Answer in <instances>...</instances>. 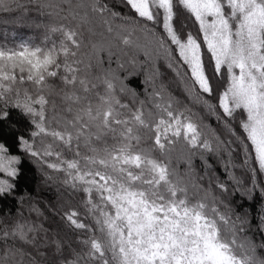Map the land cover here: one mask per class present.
Returning <instances> with one entry per match:
<instances>
[{"label":"snow or ice","instance_id":"obj_1","mask_svg":"<svg viewBox=\"0 0 264 264\" xmlns=\"http://www.w3.org/2000/svg\"><path fill=\"white\" fill-rule=\"evenodd\" d=\"M35 11L39 42H0V200L17 205L0 264H264V0ZM25 162L65 189L77 247L20 189Z\"/></svg>","mask_w":264,"mask_h":264},{"label":"trees","instance_id":"obj_2","mask_svg":"<svg viewBox=\"0 0 264 264\" xmlns=\"http://www.w3.org/2000/svg\"><path fill=\"white\" fill-rule=\"evenodd\" d=\"M16 2L29 6L30 11L27 15H25L21 11L15 9L9 12L0 10V42L7 41L8 43H12L14 40L18 41L20 39H33L35 42H39L44 29L42 27H36L33 21L37 19L46 21L49 18L46 14L45 16L41 17L39 13L35 11V0H16ZM113 3L118 7L119 0H113ZM140 59H143L142 54L140 55ZM113 66H115V62H113ZM161 70L164 72L163 79L165 81H168L173 77V74L170 71L165 70L163 66ZM131 82L133 85L137 83L135 79H133ZM171 90L177 94H179L180 91L176 83H172ZM209 122L213 125V127H218L217 121L214 117L210 118ZM196 163L199 164V160H197ZM181 167L183 166L181 165ZM24 168L30 179L26 182H21L20 189H26L28 193L36 198V203L48 217L47 220H43L41 217L45 227L49 229H61V235H67L72 246L77 247L75 235L79 233H74L71 229H68L62 223L60 216L57 215L53 210V206L58 202V197L66 195V191L63 186L55 180L44 183L41 173L34 165L25 162ZM237 174L241 175V171L237 170ZM239 199L240 197L237 196L236 200L239 201ZM258 203L259 200L257 199L249 206L253 207V210H255V206ZM16 207V202L13 200H0V215H3L6 210H10L14 213ZM23 211L25 214H27V208L23 209ZM32 216L35 218L34 213ZM256 239L259 242L260 237L256 236Z\"/></svg>","mask_w":264,"mask_h":264}]
</instances>
